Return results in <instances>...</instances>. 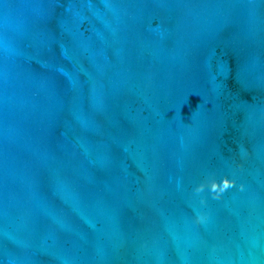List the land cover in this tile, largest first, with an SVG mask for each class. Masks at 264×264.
Segmentation results:
<instances>
[{
    "label": "water",
    "instance_id": "95a60500",
    "mask_svg": "<svg viewBox=\"0 0 264 264\" xmlns=\"http://www.w3.org/2000/svg\"><path fill=\"white\" fill-rule=\"evenodd\" d=\"M0 264H264V0H0Z\"/></svg>",
    "mask_w": 264,
    "mask_h": 264
},
{
    "label": "clouds",
    "instance_id": "9594fccd",
    "mask_svg": "<svg viewBox=\"0 0 264 264\" xmlns=\"http://www.w3.org/2000/svg\"><path fill=\"white\" fill-rule=\"evenodd\" d=\"M235 183L236 181L234 179H230L228 177H224L222 180H218L215 177H212L206 180L204 183H201L197 187L196 191L203 192L205 188L210 187L211 192L215 193L216 198H219L222 193L233 187ZM241 187H243V185H241ZM200 218L203 219V216H201Z\"/></svg>",
    "mask_w": 264,
    "mask_h": 264
}]
</instances>
